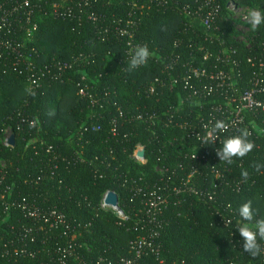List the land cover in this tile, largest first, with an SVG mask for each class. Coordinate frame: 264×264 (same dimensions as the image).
Instances as JSON below:
<instances>
[{"label": "trees", "instance_id": "trees-1", "mask_svg": "<svg viewBox=\"0 0 264 264\" xmlns=\"http://www.w3.org/2000/svg\"><path fill=\"white\" fill-rule=\"evenodd\" d=\"M193 1L74 0L68 16L63 13L69 4L54 13L59 0H34L29 8L23 0H0L4 10L17 6L11 25L0 33V264H121L123 259L134 264H264V255L253 259L242 253L243 240L235 229L238 207L248 200L256 218L264 217V169L256 172L252 167L264 163L260 125L246 114L255 148L232 164L219 160L218 143L200 146L199 159H185L174 151L183 134L179 118L197 123L208 105L222 102L214 95L188 99L182 78L191 56L197 65L216 69L215 58L204 61L199 47L237 48L242 63L233 72L240 74L237 83L244 88L253 71L245 57L264 51V25L251 33V48L245 49L233 38L237 29L223 16L210 31L194 25L182 11ZM233 1L264 9V0ZM25 10L33 11L31 22L39 29L22 47L29 26ZM90 10L102 16L107 36L88 18ZM7 38L21 48L23 58L5 47ZM137 44H146L152 56L145 66L129 72V51ZM58 61L73 66L60 71ZM82 76L88 88L84 97L76 86ZM157 77L165 79L166 86L156 84L151 92ZM33 81L35 97L24 91ZM170 111L176 117L173 126L153 124L155 116L164 118ZM7 129L13 130L14 146L4 144ZM138 144L146 148L145 164L132 159ZM179 162L185 170L178 169ZM192 164L201 171L195 180L204 197L182 192L177 198L183 201L177 204L169 190L172 203L150 215L151 194L165 192L167 185L182 186ZM244 169L250 173L246 182L241 179ZM170 176L173 181L168 182ZM110 189L128 220L119 221L110 209L101 208ZM55 208L65 213L69 229L52 228L45 220L46 212ZM33 209L40 217L30 216ZM155 232L157 249L137 254L133 243ZM65 247H71L66 257Z\"/></svg>", "mask_w": 264, "mask_h": 264}, {"label": "built area", "instance_id": "built-area-1", "mask_svg": "<svg viewBox=\"0 0 264 264\" xmlns=\"http://www.w3.org/2000/svg\"><path fill=\"white\" fill-rule=\"evenodd\" d=\"M25 3V8H29L31 2L34 0H23ZM81 3L88 4L89 0H80ZM74 0H59L53 4V8L56 10L54 13L58 12V7L60 5L69 4L67 12L63 14L71 16V7ZM3 8V7H2ZM1 9L0 14V33L8 28L11 25V16L17 11V6L14 5L10 9ZM249 6H239L233 0H195L192 3H186L183 8V14L192 20L194 25L200 26L202 29L210 31L216 28V22L223 16L226 21L234 26L238 33L233 36L236 42L244 44L245 49L251 48L250 37L253 30L244 20V14L249 10ZM3 10V11H2ZM25 18L29 22V26L26 27L24 31V42L22 47L26 46L28 42H32L34 39V33L39 29L37 22H31L33 18V11L25 10ZM88 18L99 24V32H104L103 36L108 34V26L102 23V16L99 15L96 11L90 10L88 13ZM248 27L246 32L245 27ZM124 34H129L132 37V34L128 32V29H122ZM1 39V36H0ZM206 40H210V37H207ZM5 47L10 50L13 54L17 55L18 59L24 57V52L20 47L15 45V42L7 38L3 39ZM130 44V43H129ZM33 52L37 53L36 48H31ZM204 61L208 60L210 57L215 58L216 69H212L211 64L209 66H204V63L197 65L195 62V57L191 56V60L187 64V73L182 78L185 89H189L188 99H192L194 102L195 99H204L208 95H214L215 98L220 99L222 102H215L207 106L206 114H198L197 123H191L189 119L179 118V128L182 131L181 143L174 145V151L183 156L185 159L193 160L199 159L200 155L198 154L200 146H202L200 140L197 138L198 135L203 136L205 134V125H208L209 122H214L217 119L225 120L229 123V130L226 133H220L219 139L215 143L221 144L220 140L238 134L241 128L247 127L250 132L253 134L251 129V122L247 121V113H250L253 117L252 123L256 122L255 126L258 124L259 134L264 133V51L261 54L248 55L245 57V62L253 68L252 74L248 78L247 84L244 88H241L238 83V77L240 74H236L234 68L240 66V59L237 56L238 49L232 46H219V49L215 50H204L203 46L199 47ZM239 59V60H238ZM203 61V62H204ZM196 64V65H195ZM57 68L61 70L71 69L73 63L58 61L56 63ZM48 67V66H47ZM206 78L209 83H202L203 79ZM86 78L82 76L81 79L76 83L78 93L80 96H86L88 94V88L85 85ZM165 79L157 77L154 84L150 88L151 92H154L156 89V84L166 86ZM172 83L170 84V88ZM203 107L201 106L202 110ZM174 112L170 111L169 115L164 116V118H159L155 116L153 124L163 123L166 127H171L174 125L175 118ZM200 113H202L200 111ZM122 115V114H121ZM260 123V124H259ZM9 130V129H7ZM4 133V144L10 146L9 138L10 135ZM116 129L114 128V131ZM13 131V130H12ZM7 136V137H6ZM6 138V139H5ZM187 141H195L196 145L189 147ZM172 143V142H171ZM198 150V151H197ZM197 151V152H196ZM202 152V151H201ZM202 157L204 155L202 154ZM132 159L137 164H145L147 162L146 158V148L143 144H138L133 153ZM180 171L185 170L186 166L183 162H179L177 165ZM156 171L162 175H165V170L163 168L157 167ZM213 172H215L217 178L221 177L219 170L213 167ZM177 169H173V175L176 176ZM197 164H192L188 175H186L182 180V186L170 187L167 185L165 192L158 194L155 190L149 198V209L147 210L150 215H154L158 212V209L161 208V205L167 206L169 203H172L168 194L169 190L174 193V203L180 204L183 200L178 199L177 196L182 192H185L189 195H195L200 198L204 197V192L198 188L196 185V175L200 174ZM172 176L169 177V181H173ZM184 187V188H182ZM218 185L215 186L217 189ZM239 190V184H238ZM141 192V189L137 190V193ZM213 193H216L214 191ZM110 194H114L117 198V203H110ZM213 199V194L209 196ZM101 208L105 210H111L119 221H125L129 219V216L125 213L122 207L119 205L118 195L113 190H107L100 202ZM25 207V206H24ZM153 210V211H152ZM41 213L37 209L30 210V216L33 218L40 217ZM45 220L49 223L52 228L63 227L69 229L65 213L55 209L46 212ZM159 235L155 232L149 237H141L133 243V249L137 254L141 255L146 248H152L151 252H154L156 248L155 239ZM155 244V245H154ZM65 253L63 256L66 257L71 254V247H65L63 249ZM121 264H134L129 259H123Z\"/></svg>", "mask_w": 264, "mask_h": 264}, {"label": "clouds", "instance_id": "clouds-1", "mask_svg": "<svg viewBox=\"0 0 264 264\" xmlns=\"http://www.w3.org/2000/svg\"><path fill=\"white\" fill-rule=\"evenodd\" d=\"M244 20L255 31L260 26L264 25V9L251 7L244 14ZM152 53L148 46L137 44L131 47L129 51V59L127 61V71L132 72L141 66H145ZM35 81L25 86V93L31 97L36 96V91L33 87ZM49 115L53 113L49 112ZM205 134L198 135L202 145L214 144L219 139L220 133H226L229 130V123L222 119H217L214 122H209L205 125ZM252 133L245 127L241 128L238 134L228 136L220 140L221 147L216 150V155L223 163L232 164L235 158H244L255 148L254 142L250 139ZM196 158V157H195ZM194 158V159H195ZM256 172L264 169V163L254 162L252 165ZM250 173L244 169L241 171L242 181L249 179ZM238 219L235 229L238 230L242 240V253H247L249 257L256 259L264 255V217L256 218V213L253 209L252 200L241 204L237 210ZM231 221L229 220L228 223ZM226 224V223H225Z\"/></svg>", "mask_w": 264, "mask_h": 264}, {"label": "water", "instance_id": "water-1", "mask_svg": "<svg viewBox=\"0 0 264 264\" xmlns=\"http://www.w3.org/2000/svg\"><path fill=\"white\" fill-rule=\"evenodd\" d=\"M8 142L12 146L15 145L16 142H15V135L14 134L10 136ZM109 200H110V203H112V204H116L117 203V198L114 196V194H110Z\"/></svg>", "mask_w": 264, "mask_h": 264}, {"label": "rangeland", "instance_id": "rangeland-1", "mask_svg": "<svg viewBox=\"0 0 264 264\" xmlns=\"http://www.w3.org/2000/svg\"><path fill=\"white\" fill-rule=\"evenodd\" d=\"M256 8V7H255ZM245 29H246V32L248 31V27L246 26L245 27ZM13 131H12V129H9V130H7V132H6V135H10L11 133H12ZM13 134V133H12ZM7 137V136H6ZM4 139V138H3ZM6 139V138H5Z\"/></svg>", "mask_w": 264, "mask_h": 264}]
</instances>
